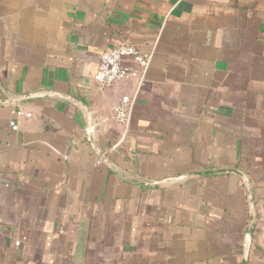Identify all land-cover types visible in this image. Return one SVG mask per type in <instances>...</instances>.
<instances>
[{
    "label": "crops",
    "instance_id": "crops-1",
    "mask_svg": "<svg viewBox=\"0 0 264 264\" xmlns=\"http://www.w3.org/2000/svg\"><path fill=\"white\" fill-rule=\"evenodd\" d=\"M121 43L152 54L127 126ZM45 91L90 114L0 105V264H264V0H0V100Z\"/></svg>",
    "mask_w": 264,
    "mask_h": 264
},
{
    "label": "built area",
    "instance_id": "built-area-1",
    "mask_svg": "<svg viewBox=\"0 0 264 264\" xmlns=\"http://www.w3.org/2000/svg\"><path fill=\"white\" fill-rule=\"evenodd\" d=\"M130 60L138 66V69L130 67L126 61ZM152 60V54L142 53L137 47L130 43H121L105 51L100 58L98 70L94 80L101 89H106L117 85L123 81L136 80L138 88L134 96H123L112 106V112L118 124L127 126L130 123L133 108L137 99V93L145 81L148 69ZM17 115L30 118V113L23 110H16ZM12 129L17 130L15 123ZM22 241H17L16 246H20Z\"/></svg>",
    "mask_w": 264,
    "mask_h": 264
},
{
    "label": "water",
    "instance_id": "water-1",
    "mask_svg": "<svg viewBox=\"0 0 264 264\" xmlns=\"http://www.w3.org/2000/svg\"><path fill=\"white\" fill-rule=\"evenodd\" d=\"M5 95H6V99L0 100V105L19 103V102H23V101L35 99V98H57V99L64 100V101L76 106L78 109L85 111L88 115L90 114L88 107L81 105V103L77 99H75L69 95H65L63 93H58V92H53V91H45V92L32 93V94L20 95V96H13V95H10L8 93H5ZM90 124H91V122L89 121V125ZM217 174H237V175L242 176V174L239 171L228 170V169L193 173V175H196V176H209V175H217ZM251 222H252V220H251ZM248 236H249V233H248ZM249 249H250V241H248V245L245 249V256H244V260H243L242 264H248Z\"/></svg>",
    "mask_w": 264,
    "mask_h": 264
}]
</instances>
